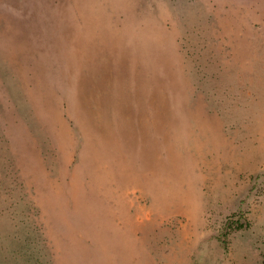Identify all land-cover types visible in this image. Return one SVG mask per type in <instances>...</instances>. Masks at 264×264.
<instances>
[{"label":"rangeland","instance_id":"374dc122","mask_svg":"<svg viewBox=\"0 0 264 264\" xmlns=\"http://www.w3.org/2000/svg\"><path fill=\"white\" fill-rule=\"evenodd\" d=\"M88 67L126 189L72 164ZM0 264H264V0H0Z\"/></svg>","mask_w":264,"mask_h":264},{"label":"crops","instance_id":"0c3cea01","mask_svg":"<svg viewBox=\"0 0 264 264\" xmlns=\"http://www.w3.org/2000/svg\"><path fill=\"white\" fill-rule=\"evenodd\" d=\"M89 67L86 71L85 76L83 77L85 79L84 83L87 84L85 88L88 90V92L84 93L83 96H80V101L83 103L84 106L89 105L87 107L88 113L93 112V119L91 123L89 122V124H86V122L84 121L85 118H77V113L74 112L71 107L66 106V112L69 118L68 122L70 123L71 127H74L78 134V142H76L77 152L75 154V159L72 164L80 163L84 164L86 167H91L89 168L90 172L97 171L107 174H113L115 176L120 175V182H110V184L102 183L97 188H113L115 185L117 189H126L127 183L131 184V180H129V177H127V175H132V172H134V165L138 166V168H141L140 159L137 160V163L136 160H134L135 156L133 148V132L129 133L127 131L128 134L131 135L128 136L131 138L130 145L128 141L123 143L122 140H118L119 133L122 134L123 132H125V123H123V121H120L116 118L107 122V119H105L104 121H99L96 118V109L98 104L97 98L95 96L97 94L96 90L100 89L101 86H99L98 84L102 83L104 80L101 77H92L93 74H91V72L89 71ZM90 68L94 72L95 68L93 66ZM105 88L106 89L104 91V98L101 95L100 104H102V107L104 106L103 103L105 104V106H108V104L112 105L116 102L118 107L119 101V106L121 110L122 108L124 109L123 97L121 96L119 99H117L114 92L110 90L108 83L106 84ZM109 93L112 94L108 96ZM63 114L65 115V113ZM64 118L62 117V120H64ZM90 124L93 126L92 129L88 128V125ZM109 124H113L114 127ZM129 146L132 147V150L129 148ZM86 149L89 150V152L91 153V158L86 160L85 162H79L82 157L81 151Z\"/></svg>","mask_w":264,"mask_h":264}]
</instances>
